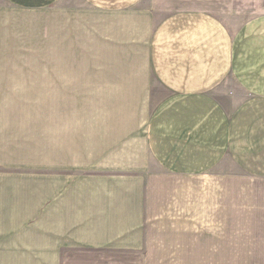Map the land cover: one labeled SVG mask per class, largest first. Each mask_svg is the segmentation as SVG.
Instances as JSON below:
<instances>
[{
	"label": "crops",
	"instance_id": "crops-1",
	"mask_svg": "<svg viewBox=\"0 0 264 264\" xmlns=\"http://www.w3.org/2000/svg\"><path fill=\"white\" fill-rule=\"evenodd\" d=\"M202 188L264 264V0H0V264H152Z\"/></svg>",
	"mask_w": 264,
	"mask_h": 264
},
{
	"label": "rangeland",
	"instance_id": "rangeland-1",
	"mask_svg": "<svg viewBox=\"0 0 264 264\" xmlns=\"http://www.w3.org/2000/svg\"><path fill=\"white\" fill-rule=\"evenodd\" d=\"M161 16H164L167 13H158ZM234 179H240V173L233 172ZM207 176L205 180H207ZM208 189L202 188V198H201V220H200V229L201 236L194 234H185V235H168L156 236L153 237V251L148 252L147 254L152 258V264H241L243 263L241 253L234 250L233 256L236 259H232V262L223 261V258L220 259L216 252L210 251V239L208 235ZM233 202H234V216L239 215L240 211V188H234L233 193ZM237 225L239 224L236 223ZM169 232L175 231H185L192 232L193 229H169L166 230ZM234 239H239V237L234 236ZM200 244V245H199ZM200 247L201 251H196ZM239 247L238 244H234L233 248ZM195 250V251H194ZM218 257V258H216ZM147 264H150V261L147 259Z\"/></svg>",
	"mask_w": 264,
	"mask_h": 264
}]
</instances>
